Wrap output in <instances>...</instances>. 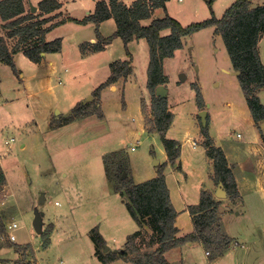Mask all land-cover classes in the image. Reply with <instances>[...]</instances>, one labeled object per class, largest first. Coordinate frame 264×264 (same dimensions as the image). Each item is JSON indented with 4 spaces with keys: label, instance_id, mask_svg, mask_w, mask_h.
<instances>
[{
    "label": "rangeland",
    "instance_id": "1",
    "mask_svg": "<svg viewBox=\"0 0 264 264\" xmlns=\"http://www.w3.org/2000/svg\"><path fill=\"white\" fill-rule=\"evenodd\" d=\"M262 2L252 0L253 5ZM231 3L232 0H168L167 10L160 8L155 16L167 13L185 26L207 19L212 13L219 18ZM92 27L65 25L62 34L71 30L72 35L65 42L69 60L77 49L74 41L87 40L88 34L94 32ZM169 32L165 29L162 34ZM117 39L111 41V61L129 59L122 39ZM182 41L181 48L163 59V97L172 115L166 137L180 143L176 167L166 159L151 109L145 38L127 44L133 71L120 77L115 89L105 88L100 96L89 97L92 102L88 110L100 105L96 113L70 114L69 121L74 122L67 124L63 118L71 109L66 108L76 104L78 95L92 82H102L110 74L105 58L85 63L86 67L78 71L70 66L65 73L62 67V72L53 77L50 94L35 80L27 91L9 66L0 64V154L7 180L0 192V264L5 260L8 264H99L90 233L94 227L103 237L102 251L107 247L104 252L121 249L127 236L137 229L134 243L139 251H152L158 244L155 231L149 224L138 228L124 197L114 191L113 181L118 168L125 174L121 178L135 183L155 177L158 165L153 164L154 160L163 165L171 203L177 212L175 225L180 232H188L191 221L184 202L198 201L201 188L210 183L212 171L208 163L212 159L204 147L206 137L201 132L200 110L207 112L206 129L213 146L234 163V176L240 177L241 170L249 180L254 176L249 162L245 166L241 162L247 150L261 147L263 121L253 125L222 37L207 27ZM258 53L264 63V37L258 43ZM15 61L28 80L35 72L31 62L22 53L16 55ZM193 84L202 93V105L196 102ZM260 99L264 104V88ZM52 102L58 104L60 112L51 111ZM21 143L25 144L22 148ZM223 189L226 192L224 186ZM246 192L244 203L241 195L233 200L227 194L220 197L218 220L211 232L228 234L232 240L221 253L227 252L221 256L201 242L191 244L182 248L184 264H264V197L259 196L261 192ZM35 211L42 212L39 233L33 226ZM12 222L17 224L13 230L7 228ZM10 233L14 241L9 240Z\"/></svg>",
    "mask_w": 264,
    "mask_h": 264
},
{
    "label": "trees",
    "instance_id": "2",
    "mask_svg": "<svg viewBox=\"0 0 264 264\" xmlns=\"http://www.w3.org/2000/svg\"><path fill=\"white\" fill-rule=\"evenodd\" d=\"M167 1L133 0L128 5L123 0H98L92 13L82 19L68 17V20L80 24L92 22L95 25L97 40L95 43H80L79 49L82 55L101 51L113 38L120 37L129 58L110 63V75L94 89L92 93L94 95H99L102 88L115 83L122 76H128L133 71L127 44L134 39H146L149 48L146 86L152 93L151 109L167 161L174 165L180 156V143L166 137L172 115L168 110L166 98L155 94L156 87L166 82V76L163 74V59L172 56L176 49L182 47V39L200 29L212 27L213 32L222 37L233 69L239 70V83L254 123L264 121V105L256 94L258 88L264 87V63L261 62L258 53V41L264 34V4L250 7V0H233L221 17H215L212 13L207 19L185 26L167 13L162 17L152 18L148 24L141 23V20L151 18L156 8H163L166 11ZM37 6L38 12L26 11L23 0H0V19L3 21L0 26L6 29L5 33L0 35V62L7 64L14 73H18L12 58L14 53L22 52L31 61L39 62L43 58L42 52H54L60 49V39L47 42L45 34L63 20L54 21V15L44 16L59 8L60 3L58 0H40ZM108 18L114 19L116 28L110 35L105 36L99 32L98 26ZM165 29H169L170 32L163 35L162 31ZM192 88L195 91L196 102L202 105L200 89L194 84ZM91 102L90 100L77 103L70 114L87 116L96 113L95 110H98L100 105L95 104V108L88 110ZM70 114L63 118L64 122L70 119ZM206 127V124L201 123V132L206 137L204 143L206 154L212 159L211 178L216 184L222 183L227 196L233 200L239 196V193L231 167L222 150L213 146ZM260 132L264 144V129L260 128ZM157 167L155 177L138 183L126 177L121 178L122 169L118 168L113 181L114 191L124 197L125 206L138 228L146 224L152 226L156 233L157 246L152 251L141 253L134 243V238L138 234L136 230L127 236L121 249L104 252L103 237L94 227L90 233L95 246V255L101 263L123 259L132 264H172L165 258L164 253L186 242H201L207 248L212 247L217 254H222L223 248L231 242L232 239L227 234L221 231L215 234L211 232L218 220L221 199L208 190H201L198 203L187 207L192 215L193 229L183 235L178 234L175 225L177 212L171 203L163 165L158 164ZM106 176L112 178L109 174ZM4 183L5 176L0 167V191ZM48 243L49 239L46 238L44 244L47 246ZM13 246L15 251H19L18 247L14 244Z\"/></svg>",
    "mask_w": 264,
    "mask_h": 264
},
{
    "label": "crops",
    "instance_id": "3",
    "mask_svg": "<svg viewBox=\"0 0 264 264\" xmlns=\"http://www.w3.org/2000/svg\"><path fill=\"white\" fill-rule=\"evenodd\" d=\"M39 1L40 0H23V3H24L26 11L27 10H31L33 12H38L37 3ZM96 1H98V0H58V2L60 3V7L55 9L52 12L44 14V16L54 15V21L59 20V19L63 20V22H61L60 24H58L57 26H55L54 28H52L50 31H48L45 34V40L47 42L53 41L55 39H60V42H61L60 43V49L58 51H54V52H42L43 58L39 62L31 61L22 52H16L17 54L18 53H22V56L27 58L29 60V62H31L33 67L35 68L34 69L35 70L34 74L31 75V77L28 80H26L25 75L16 66L15 57H16L17 54L14 53L12 55V58H13V61L15 63V66H16V68L18 70V73H14L12 71V69L10 67L9 68L11 69L13 74L17 76L19 83L20 84L22 83L23 85L26 86V90L27 91L30 88L33 87L32 82L35 80L36 82H38V84L40 85L41 88L48 89L49 94L52 93L53 92V88H54V85L52 84L53 77L55 75H57V73L62 72L61 71L62 67H63V71L65 73L69 71V67L70 66L77 67V71H78L79 67H82V66L86 67L85 63L89 64V62H91V64H92L97 58H100V57L105 58V61H106L105 63H108V65H110V63L113 61V60L111 61V59H113L112 58L113 57V51L111 49L112 42L107 44L103 50L84 56L80 52L79 45H80V43H84V42H89V43H95L96 42L97 38H96V35H95V25L92 22H88V23H85V24H80V23L75 22L73 20H68V17H72V18H75V19H82L86 15L92 13L94 11V9H95ZM130 2L127 3V1H126V4H129ZM232 2H233V0H232ZM166 4H167V2H166ZM260 4H264V2H262ZM260 4L253 5L252 4V0H250V7H254V6H257V5H260ZM31 7H34L33 10L31 9ZM158 9H160V8H156L153 11V14H152L151 18L143 19V20H141V23L143 24L144 21L150 22L153 17H156L155 15H157L156 12H158ZM166 10H167V5H166ZM0 23L2 24L3 21L1 20ZM70 23L74 24L75 26H78V25L79 26H89V25H91V26H93L92 29L94 31V32L88 34L87 40L82 39V40H75L74 41L75 44H76V48L77 49L75 51L74 56L71 57L72 61L68 59L70 57H68L67 54H66V44H65L67 39H71V37H72L71 30H68V32H66V34H64V35L62 34L63 28H65V25H68ZM115 28H116V25H115V21H114L113 18H108V19L102 21L99 24V26H98L99 32L101 34L105 35V36L107 35V33L111 34L115 30ZM5 30H6L5 28L0 26V34L1 35H3L5 33ZM110 34H108V35H110ZM263 37H264V34H262L260 36L259 41ZM117 38L120 39V37H115L114 40H118ZM259 41H258V43H259ZM58 58L60 59V62L58 61ZM116 60H119V59H116ZM120 60H122V59H120ZM0 64H5V63L0 62ZM5 65L8 66L7 64H5ZM92 69H93V66H92L91 69H89V71H92ZM233 73H235V72H233ZM109 75L107 74L105 80H103L102 82H100V81L92 82L90 84L89 88L83 94L78 95V97L76 99V101L78 100V102H76V104L79 103L80 101H82L83 99H86V101H88L89 97H92V95H93L92 93H93L94 89H96L100 84H102L104 81H106V79L108 78ZM57 77L59 78V76H56V79H57ZM72 77H74V76L72 75ZM60 82H61V80H58V83H60ZM117 84H118V82L116 81L115 84L108 85V86L102 88L101 91L103 89H105V88L115 89ZM55 85H56V83H55ZM263 88L264 87L258 88L256 90V94L259 97L260 102H261L260 91ZM101 91H100V93H101ZM100 93H99V96H100ZM54 101H56V98H55ZM53 102L50 105L51 106L50 107L51 111L55 110L57 112H60L59 108L57 107L58 104H56V103L53 104ZM76 104H74V105H76ZM74 105H72L71 107L66 108V111L69 110V109H72L74 107ZM70 113H71V110L66 115V117ZM68 121L66 122V124L69 123V122H74V121H69V122ZM254 124L255 123H253V125ZM10 141H12V138H10ZM24 145H25L24 143H21L20 147L22 148V147H24ZM260 146L261 147H259V148L258 147L250 148L249 150H247L243 154V157L245 158V160L243 162H241V164L243 166H245V163L249 162V164L255 170L254 176H252L250 180L248 178H246L245 176H242L243 175L242 170H241V173H240V177H238V178L235 177L234 176V170H233V164L234 163L231 160H228V158L225 155V157L227 159V162H228V164L230 165V167L232 169L233 176L235 177L234 179H235V182H236V186H237V190L239 192V195H241L242 198H243V203L245 202V199H246L245 196H243V195H245V193H247L246 191H248V192H261V193H259V196L264 197V147L262 145V141H261V145ZM166 159H167V157H166ZM208 159H210V158H208ZM177 162H178V159H177ZM177 162H176V164H177ZM1 163H2V156L0 154V167H1L2 172L4 173V176H5V183H4V185L2 187H5L7 180H6L5 170L2 167ZM208 163L212 164L210 160H209ZM158 164H159V162H158ZM176 164H174L173 166L176 167L177 165H179V164H177V165ZM235 164L238 165L237 163H235ZM238 167H240V166L238 165ZM178 169H181L180 166H178ZM211 174H212V171H210V183L208 184V186L202 187L201 190H208V191L212 192L215 197H217L216 196V192H217L220 184L219 183L214 184L215 182L212 180ZM165 180H166V178H165ZM249 183L252 184L251 185L252 188L247 189L246 185L249 184ZM201 190H200V192H201ZM217 198H219V197H217ZM198 201H199V199H198ZM198 201L196 203H198ZM196 203H194V204H196ZM189 205H191V203L188 204L187 202H184V206H185L184 210L188 213L190 221H191V226H189L190 229L187 230L188 232H190L193 229L192 215L187 210V207ZM222 216H223V214L221 215V218H222ZM175 221H176V217H175ZM179 230L180 229H178V234L179 235H183L185 233V232L182 233ZM188 232H186V233H188ZM198 243L199 242H186L184 244H181L179 246H176V247H173V248L167 250L164 253V256L172 264H181V261H182V264H184L185 262L182 259V255H183L182 248L188 247L191 244H198ZM225 252H227V250ZM225 252H223L220 255L223 256ZM14 253H16V252L14 251ZM93 254L96 257V255H95V246H94V249H93ZM178 260H180V261H178ZM6 261L7 260H5V264H8V262H6ZM97 261H98L99 264H103L98 259H97ZM114 262H121V264L122 263L123 264H130L129 262L121 260V259H115V260H113V261H111L109 263H106V264H111V263H114ZM9 263L12 264V262H9Z\"/></svg>",
    "mask_w": 264,
    "mask_h": 264
},
{
    "label": "water",
    "instance_id": "4",
    "mask_svg": "<svg viewBox=\"0 0 264 264\" xmlns=\"http://www.w3.org/2000/svg\"><path fill=\"white\" fill-rule=\"evenodd\" d=\"M34 7H31V9L33 10ZM236 74L239 73V70H235L234 71ZM156 93L157 95L163 97L165 94H166V90L164 89V87L162 85H158L156 87ZM206 110H200L199 111V117H200V120H201V123L202 125H205L206 124ZM260 128L263 130L264 129V121L260 124ZM153 164L154 165H157L158 164V161L157 160H154L153 161ZM125 174L123 173L121 177H124ZM220 186L216 192V196L217 197H222L221 195H225L226 192L224 191L223 189V184L222 183H219ZM41 215H42V212H39V211H35L34 213V218H33V226H34V229L37 233L40 232V224H41ZM107 249V247H104V251Z\"/></svg>",
    "mask_w": 264,
    "mask_h": 264
},
{
    "label": "built area",
    "instance_id": "5",
    "mask_svg": "<svg viewBox=\"0 0 264 264\" xmlns=\"http://www.w3.org/2000/svg\"><path fill=\"white\" fill-rule=\"evenodd\" d=\"M131 148H133V147H131ZM17 227V224H16V222H12V223H10V224H8V226H7V228H9V229H11V230H13V229H15ZM9 237V240H11V241H14L15 240V236L13 235V234H9L8 235ZM209 251H206V253H208ZM60 263L62 264V261H60Z\"/></svg>",
    "mask_w": 264,
    "mask_h": 264
}]
</instances>
